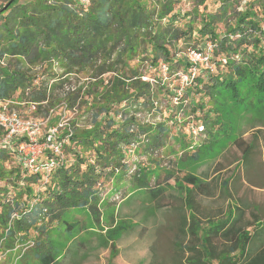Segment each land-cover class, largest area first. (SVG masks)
Listing matches in <instances>:
<instances>
[{"label": "trees", "instance_id": "obj_1", "mask_svg": "<svg viewBox=\"0 0 264 264\" xmlns=\"http://www.w3.org/2000/svg\"><path fill=\"white\" fill-rule=\"evenodd\" d=\"M6 1L7 7L0 8V63L7 57L10 62L0 64V101L9 102L10 110L14 103L34 107L32 115L38 119L48 117L65 101L69 111L77 105V108L85 106L91 119L87 128L81 127L80 121L60 128L58 140L63 155L68 148L74 154L70 159L59 158L50 175L21 170L15 150L19 141L13 142V151L8 154L13 156L17 168H8L4 163L6 152L0 151V194L12 195L10 201L5 198L0 202V241L6 247L33 243L44 250L45 254L34 255L40 264H60L56 253L46 254L54 251L46 221L51 215L49 204L60 207L70 204L78 206L79 211L89 206L95 212L91 203L96 194L91 186L97 182L98 170L87 163L83 153H93L102 160L103 168L127 163L120 162L125 155L116 145L131 137L130 126H138L136 116L149 111L145 106L150 104L147 99L151 84L141 80L139 65L148 63L147 69L152 71L162 64L170 68L180 64L187 73L188 67H193L188 62L189 51L203 41L205 46L210 42L225 55L224 66L228 71L208 70L211 83H201L210 91L208 104L213 105L220 117L222 113L227 116L231 113H226L227 102L231 103V109L237 108L235 113L240 109L256 116V121L261 120L260 115L264 116V0H248L243 12L227 26L225 35L218 32L217 24L231 0H197L193 12L199 18L197 25L192 19L177 24L181 15L174 12V2L179 0H35L27 4H19L20 0ZM208 1L219 2L222 8L219 15L206 13ZM188 16L183 14V19ZM237 34L241 37L231 38ZM181 43L191 47L183 52L185 59H176ZM37 64L47 66L33 67ZM82 73L89 75L88 83L71 92L73 75ZM103 75L109 76L101 79ZM84 86H88L87 101L80 96ZM127 101L148 104L138 111L124 105ZM115 107L119 110L114 111ZM217 114L214 123L219 122ZM61 119L62 116L55 115L51 124L57 127ZM4 135L0 131V146ZM193 157L198 160V155ZM45 163L43 160L41 165ZM126 166L127 175L123 174L119 180H129L133 189L147 191L151 200L159 201L164 189H151L144 170L131 172L132 165ZM21 177L26 185L19 183ZM184 180L193 184L189 194L196 189L202 191V183L196 177L187 176ZM11 187H19V192L12 194ZM76 187H82V191L77 192ZM117 191L121 190L115 187V197L122 195ZM161 206L163 203H159V209ZM15 214L19 218L12 220ZM254 219L247 218L245 207L236 206L231 211L229 206L228 212L217 218L216 225L200 236L195 230L199 222L196 216L188 219L183 215L180 232L185 236L188 233L190 242L186 250L180 244L179 255L172 258L171 264H184L186 253L185 264H264V222ZM78 227L81 223L65 225L69 235ZM33 247L29 246V250Z\"/></svg>", "mask_w": 264, "mask_h": 264}, {"label": "rangeland", "instance_id": "obj_2", "mask_svg": "<svg viewBox=\"0 0 264 264\" xmlns=\"http://www.w3.org/2000/svg\"><path fill=\"white\" fill-rule=\"evenodd\" d=\"M34 1L20 0L19 4ZM247 1L231 0L226 5V10L220 8L219 2H207V14L217 16L221 13L220 10L226 12L221 16L220 24H217L221 35L228 34L227 26L233 24L238 13L243 12ZM81 2L87 4L86 1ZM7 3L6 0H0V8H6ZM196 5L197 0L174 2V12L181 15L177 24H184L191 19L195 25L198 24L199 18L193 15ZM183 14L189 16L183 19ZM240 37L241 34L231 36L233 39ZM204 44L203 41L193 49H204ZM190 47L189 44L181 43L176 59H185L183 52ZM219 50V47L214 46L209 52V59L196 63L195 67H188L187 73L180 64H175L172 68L162 64L159 69L152 71L147 69L148 63L138 66V72L142 74L141 80L151 84L150 96L147 99L150 104L144 105L149 107V111L137 116L134 113L139 129L137 125H131V137L126 139L127 141H119L120 144L116 145L125 155L124 160L120 162L127 163L125 166L111 164L103 168L101 159H97L91 152L83 153L87 163L94 164L98 170L97 182L91 186V190L96 194L91 203L95 212H92L89 206L79 211L78 206L70 204L64 207L49 204L51 215L46 221L49 224V239L53 243L54 251H46V254L56 253L59 256L56 260L60 264H71V261H63L65 253L73 244L79 247L78 243H81L83 247L80 249L73 248L77 253L82 251L81 259L77 254L75 256L76 264H169V259L175 254L177 216L173 212L163 214L165 211L159 209V203H163V208L181 206L180 200H184L185 193L189 192L192 185L184 180L187 176L196 177L213 192V196L200 200L203 208H211L212 204L218 207L221 204H235L236 201H241L264 220V116L260 115L261 120L256 121V116L241 112L240 109L235 113L237 108L231 109V103L227 102L226 113H231L229 117L225 113H222V116L226 117H220L213 105L208 104L210 91L207 86L201 84L211 83L208 70L219 68L222 72L228 71L224 66L225 55ZM4 62L0 64L4 66L10 62V58L7 57ZM188 62L193 64L189 59ZM44 66L47 64L43 67L38 64L33 67L45 68ZM195 68H198V71ZM199 68L203 70L199 71ZM58 74L61 75V71H58ZM73 76L75 79L72 89L67 87L71 92L79 90L90 78L86 73ZM108 76L103 75L101 79ZM156 77L158 78L155 79ZM190 77L193 79L191 82ZM87 88L88 86H84L80 94L83 101L88 100ZM14 104L13 110L23 117L37 118L32 115L33 109ZM124 105L133 110H144L141 109L143 105L128 101L124 102ZM77 107L69 111L63 101L48 117H39L44 120L41 137L46 136L49 130L55 127L51 124L55 115L62 116L60 124L64 126L80 121L81 127H90L91 119L85 112V106ZM116 110L119 108L115 107L114 111ZM216 114L218 123H214ZM228 120L230 121L227 125ZM201 127L204 129L200 132ZM58 134H61V131ZM0 151L6 152L4 163L7 167L17 168L13 156L8 155L10 152L2 146ZM244 151L248 153L245 155ZM193 153L198 154V161L192 158ZM73 154L68 148L62 156L70 159ZM131 162L136 169L145 171L151 189H164L161 201L151 200L147 191L133 189L129 180H119L123 174L127 175L125 168ZM19 183L26 185L24 177L20 178ZM29 186L33 187L32 184ZM115 187L121 190L117 191L122 193L119 197H115ZM18 188L11 187L12 194L18 193ZM76 191L81 192L82 187H76ZM3 195L4 193L0 194V202L5 198H9L7 201L12 198L10 193L4 197ZM202 221L206 222L204 218ZM77 222L83 223L84 227L76 228V231L69 235L65 225ZM2 241L0 264H40L34 255L45 254L43 249L34 245L29 250L30 245L15 244L13 247H6Z\"/></svg>", "mask_w": 264, "mask_h": 264}, {"label": "built area", "instance_id": "obj_3", "mask_svg": "<svg viewBox=\"0 0 264 264\" xmlns=\"http://www.w3.org/2000/svg\"><path fill=\"white\" fill-rule=\"evenodd\" d=\"M212 49L213 44L209 42L202 50H190L187 57L193 63V67H195L196 63L209 59V52H211ZM206 50H208V52H206ZM195 69L198 71V68ZM210 70L212 71L213 68H210ZM192 80V77H190V82ZM8 103L9 102L0 101V131L5 134L1 146L6 151L10 152L13 151V142L19 141L15 150L17 152V158L20 160L21 170H28V173L45 172L47 175H50L56 168L57 163H59V158H63V149L58 140V136L60 135L58 132L64 125L59 124V127L57 126L50 129L46 136L41 137L44 120L38 118H24L14 110H10L8 108ZM203 129L204 128L201 127L199 131L201 132ZM43 160H45L46 163L41 165ZM130 164L132 165V162ZM131 169V172L136 171L135 166H131ZM17 218H19V215L15 214L12 220ZM12 220L10 221V225L12 224ZM30 246H33V243H31Z\"/></svg>", "mask_w": 264, "mask_h": 264}, {"label": "crops", "instance_id": "obj_4", "mask_svg": "<svg viewBox=\"0 0 264 264\" xmlns=\"http://www.w3.org/2000/svg\"><path fill=\"white\" fill-rule=\"evenodd\" d=\"M195 154L198 155L197 153H195ZM192 155H194V153ZM192 158L194 159L193 156H192ZM196 161H198V160H196ZM192 185H191L190 190L191 189L193 190ZM201 188H202V191L200 189H196L192 194H189L188 192L185 193L184 200H180L181 206H178V207L167 206L164 208L161 206V208H160L161 210L165 211L163 214L173 212L177 216V223L175 226L176 235H175V242H174L175 254L169 259V261H168L169 264H171V260H172V258H174L175 255H179L177 252V249H179L180 244H182V246H183L182 248L186 250L188 248L187 246L189 245V242H190V235L187 233L188 229H190V225H188L185 228L186 233H187L186 236L181 235V232H180V228H181L180 217H182L183 215L186 216L188 219H190L191 216H193V215L196 216V218L198 219L199 222H198V227L195 230H197L199 232L200 236L203 235V233L206 230H208V229H210L216 225L217 218L219 219L220 217H222L223 214H226L228 212L229 206H230L231 211H233L236 206H243L247 210V218L250 221H254L255 220L254 218L257 217L260 219V222H264L263 219H261L255 212L250 211L247 208V206L241 201H236L235 204H229V203H228V205L221 204L218 207H215L212 204L211 208H203L200 200L201 199L203 200L207 197L213 196V192H211L209 190V186L207 184L202 183ZM223 193H225V192H223ZM161 197H164V196L162 195ZM202 218H204L206 220V222L202 221ZM205 224H206V226H205ZM82 226L84 227L83 223H81V227H80L81 229L83 228ZM78 244L80 245L79 247L75 246L73 244L72 247L68 248V251L65 253V260H63L64 262L68 263L71 261V264H76L75 262L77 260H76L75 256L77 254L78 257L80 258L82 255V251H78V253H77L76 251L73 250V248L75 247L74 249H78V248L80 249L81 247H83L81 245V243H78ZM78 244H76V245H78ZM185 255H186V257L183 260L184 264L187 260L188 253H186ZM161 264H163V263H161ZM165 264H167V263H165Z\"/></svg>", "mask_w": 264, "mask_h": 264}]
</instances>
